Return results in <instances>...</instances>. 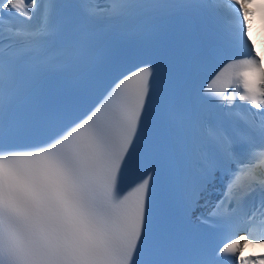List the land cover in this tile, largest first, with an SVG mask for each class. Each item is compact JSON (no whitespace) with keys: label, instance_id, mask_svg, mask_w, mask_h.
Instances as JSON below:
<instances>
[{"label":"snow or ice","instance_id":"1","mask_svg":"<svg viewBox=\"0 0 264 264\" xmlns=\"http://www.w3.org/2000/svg\"><path fill=\"white\" fill-rule=\"evenodd\" d=\"M256 2L0 0V264H264Z\"/></svg>","mask_w":264,"mask_h":264}]
</instances>
